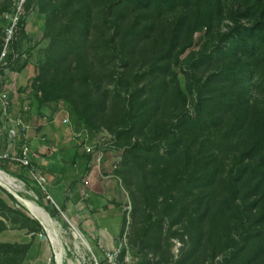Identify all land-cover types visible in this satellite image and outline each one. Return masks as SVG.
Returning <instances> with one entry per match:
<instances>
[{
  "label": "rangeland",
  "instance_id": "1",
  "mask_svg": "<svg viewBox=\"0 0 264 264\" xmlns=\"http://www.w3.org/2000/svg\"><path fill=\"white\" fill-rule=\"evenodd\" d=\"M46 1L48 2H43L42 5L47 14L43 15L37 4L27 13L26 0H0V58L5 51L11 19L20 11L21 3H24L22 15H26L24 31L19 27L15 44L7 48L5 60L11 74L9 77L14 84V96L22 99V102L17 100L20 103L17 113L22 114L23 106L29 105L28 114L33 113L37 119H42L49 125L53 133L51 138L54 139V134H58L57 140H49V143L77 147L79 154L84 153V149L74 139L72 129L62 122L66 115L62 110L66 109L72 114L71 122L76 129L79 124L77 111L83 107L81 100L87 101L90 105L89 112L100 129L93 141L104 152L105 157L99 167L95 156L86 175L80 174L79 165L76 170L78 174L67 176L72 179L69 180L71 184L83 180L86 187L74 194V197L77 195L79 198V205L60 212L59 217L50 215L55 209L60 211L63 207L57 197L58 182L53 188L49 186L47 179V189L54 202L47 199L45 192L43 196L35 194L24 182L13 176L9 175L17 181L19 189L13 190L1 183L26 199V203L34 202L42 208L52 219L59 236L57 240L50 236L43 222L30 208L26 206L28 210L19 202H14L8 195L12 194L1 186L6 192L0 189V264H105L106 253L113 251L117 243L121 242L142 264H149L150 257H153L156 264H224L232 250L225 246L223 239L214 237V240H209V234L213 226L212 219L216 217L215 225L222 229L221 232L236 235L231 214L223 206L225 188L222 182L227 181L236 160L243 152L242 145L238 146L237 140L226 147L204 142L205 138L202 137L199 143L191 145V152L197 154L201 150L202 154L208 155L210 166L216 168L219 175L214 185L195 190H187L185 180L169 187L173 174H179L178 178L183 176V159L175 162L168 172H163L166 167L164 163L158 168L148 160H132L127 166H123L121 163L125 150L114 153L106 150L105 146L116 142L115 132L121 129L122 119L129 111L135 114L143 101H150L152 104L151 100L154 99L153 105L156 107L151 112L147 111L148 107L140 111L141 123L135 129L132 143L137 140L160 143V153L168 161L165 145L172 136L168 131L176 124L178 114L186 111L190 116H196L193 106L196 93H189V85L196 79L203 86L223 68L221 65L216 66L218 60L210 63L207 57L218 56L216 49L220 47L222 35L234 26L230 14L233 9H238L240 0H221L223 14L219 19L214 17L211 30L204 29L193 34L189 33L195 23L192 17L186 20V31L178 30L181 19L190 14L180 5H174L173 10L163 9L158 14L141 7L135 9L133 5L124 9V0H98L92 9L93 19L83 51L85 60L80 59L78 54H72L63 67L45 72V79L49 82L72 83L67 93L75 103L54 101L40 105L38 99L30 94L28 84L21 87L23 90H17L19 75L32 66L36 69L33 75L35 77L39 75L41 66H47L49 56L55 58L57 46H52L70 18L69 12L62 13L57 7L60 1L50 5L48 4L52 0ZM48 15L51 27L46 35L40 22L45 21ZM241 23L249 25L247 19H242ZM142 30L147 36L139 35ZM55 42L56 45L60 44ZM10 55L16 57L10 59ZM193 57L205 58V64L198 68H185L186 61ZM25 63L28 65L25 66ZM215 81L217 82L211 84L212 89H220L227 84ZM179 91L185 95L186 103L180 100ZM153 94H157L156 97L152 98ZM254 96L264 106V92H253ZM131 108H134L133 111ZM27 122L31 124L28 120ZM37 124L38 121L34 124L35 127H38ZM10 129L9 122L0 117V154L5 151H1V147L5 146L6 149L8 139L14 135ZM223 130L225 131L224 128ZM212 131L216 133L214 128ZM125 140L124 137L122 140L118 139L119 144H123ZM55 155L62 156L61 153ZM117 159L120 164L114 170L113 164ZM106 161L107 164H104ZM16 165L11 164L13 171L19 170ZM0 171L5 173L1 168ZM28 177L30 178L29 174ZM95 185L99 186L101 192H105V198L110 195V199L105 201L107 209L104 212H95L93 215L86 204L96 194ZM70 189L69 187L65 192L66 202L70 200ZM59 192L63 194V189ZM238 197H243V186ZM250 201L253 202L254 199ZM260 205L262 208L257 207L253 216L257 211H264V202ZM103 217L111 219L113 225L117 221L121 222L114 241L112 238L101 241L98 237L95 222ZM34 221H38L41 228ZM123 226L125 229L122 235ZM43 236L46 238L43 239ZM6 245H11L13 249L4 248Z\"/></svg>",
  "mask_w": 264,
  "mask_h": 264
},
{
  "label": "trees",
  "instance_id": "2",
  "mask_svg": "<svg viewBox=\"0 0 264 264\" xmlns=\"http://www.w3.org/2000/svg\"><path fill=\"white\" fill-rule=\"evenodd\" d=\"M55 1H60L57 7L62 13L69 12L70 18L67 26L64 27L65 29L61 31L60 37L55 39L60 44L56 45L57 43L54 41L52 46L53 48L57 46L55 58L49 56L47 66H41L39 75L31 78L28 83L30 94L38 99L40 105H47L54 101L57 103L64 101L75 103L67 93V89L71 87L72 83H66V81L49 82L45 79V72L53 68L57 70L59 67H63L72 54H78L80 59L85 60L83 57L85 52L83 53V51H85L93 19L92 9L98 0H52L51 3L47 4L50 5ZM124 1H126L124 9L133 5L135 9L141 7L158 14L163 9L173 10L175 9L174 5H180L187 9L190 14L189 17L181 19L178 30L186 31V20L192 17L195 19V23L192 26V32H189L190 34L204 29L210 31L214 17L219 19L223 14L221 0H135V4L134 0ZM43 2L48 1L26 0L25 10L29 13L37 4L41 14L46 15ZM49 18L50 15L45 21L40 22L41 29L46 35L49 34L51 27ZM230 19L234 26L229 29L228 33L222 35L220 47L216 49L218 56L210 55L207 57L210 63L214 62L215 59L218 60L216 66L221 65L223 68L203 86H200L199 81L193 77L195 80L189 85L188 90L190 94L196 93V100L193 103L196 116H190L186 111L177 115L176 124H173L172 129L168 131L172 136L165 145L168 161L160 153V143H146L140 140L132 143L135 129L141 123L140 111L142 112L148 107L147 111L151 112L156 107L153 105L154 99L151 100L152 104L150 101H143L135 114H132L131 111L128 112L122 119L121 129L115 132L116 142L114 143L119 150H125L121 163L123 166H127L132 160L136 162L148 160L157 165L158 168L164 163L166 167L163 172H168V169L173 167L175 162L183 159L184 163L181 169L183 176L178 178L179 174H173L169 187L177 185L180 180H185L186 189L195 190L214 185L219 175L217 169L210 166L208 155L202 154L201 150L197 154L191 152V145L199 143L202 137L205 138L204 142L226 147L227 144L232 145L237 140V145H242L243 152L238 157V161L236 160L227 181L222 182L225 188L223 206L231 214L230 218L236 235L227 234L225 231L221 232L222 229L220 230L215 225L217 221L215 217L212 219L213 226L209 240H214V237L223 239L225 246L232 250L226 257L224 264H264V211H257L253 216V211L257 207L262 208L260 204L264 202V193H262L264 191V106H262L263 103L259 98L253 97V92H264V0H240L238 9H233ZM242 19H247L249 25H243ZM25 24L26 15H22L19 23L22 32ZM139 35L147 36L143 30ZM222 44L225 45L222 47ZM14 56L10 55V59ZM204 59L190 58L186 61L185 68H198L205 64ZM27 65L28 63H25V66ZM164 70L167 68L164 67ZM215 80L227 84L223 88L212 89L211 84L217 82ZM156 95L153 94L151 97L154 98ZM179 96L184 103L186 101L185 95L179 91ZM137 101L134 100V102ZM81 102L83 107L77 111L79 124L76 126V130L86 129L93 140L100 129L96 126L93 116L89 112L90 105L87 101L81 100ZM69 114L72 118V114L70 112ZM213 128L216 133L212 131ZM123 137L126 140L123 144H119L118 139L122 140ZM232 139L234 140L231 141ZM4 150L5 146H2L1 151ZM95 156L97 153L86 154L82 152L76 155L78 159H75L73 164H80L82 176L90 171V165ZM11 164L16 165L10 160H0V168L5 173L20 179L35 194L44 195L40 187L28 177V169L16 165L19 170L13 171ZM242 186L243 197L241 198L238 196ZM0 189L6 192L1 186ZM8 195L18 204L12 195ZM168 199L167 197L166 200ZM251 199L254 201L251 202ZM38 200L40 201V198ZM166 203L168 204V201ZM65 210V207H62L60 211L55 209L54 213L50 215L59 217L60 212ZM17 212L23 215L20 211ZM123 219V225H125L126 217L124 216ZM34 223L41 228L38 221H34ZM124 229L123 226L122 235ZM4 248L13 249L11 245H6ZM126 251L127 249H124L120 255L121 262Z\"/></svg>",
  "mask_w": 264,
  "mask_h": 264
},
{
  "label": "crops",
  "instance_id": "3",
  "mask_svg": "<svg viewBox=\"0 0 264 264\" xmlns=\"http://www.w3.org/2000/svg\"><path fill=\"white\" fill-rule=\"evenodd\" d=\"M36 69L31 66V68H27L21 72L19 75L20 77V84L18 85L17 90H23L21 89L22 86H26L31 78L34 76V71ZM8 81L12 82V78L8 77ZM22 82V83H21ZM23 84V85H21ZM23 88V87H22ZM15 90L13 89V92L11 94V99L13 102L11 114V118H15L18 116V111L20 110L19 107L20 103L22 102V99H20L16 96H14ZM21 96H24V94H21ZM26 121L28 120L31 124V131L29 132L30 141H31V147L33 151L37 154V156L33 159V167L38 172L46 176V178L49 181V186L55 188V184L58 182L59 186L57 188V197L59 203L65 207V211H69L70 209L76 208L79 204L78 196L74 197V194L77 192H81L82 188H85V181L77 182L74 179V183H70L69 178L67 176H72L74 173L78 174L76 171L80 164H73V161L75 159H78L76 155H78V149L77 147H68L66 145H63L61 143L51 144L49 143V140L56 141L58 134H54V139L51 138L53 136L52 130L50 129L49 125L47 123H44L42 119H37L34 114L30 113L25 116ZM38 121L37 126L35 127V123ZM10 128H12V124L9 123ZM38 128V130H37ZM56 132V130H55ZM80 151V150H79ZM55 153H61L60 155H55ZM81 153V152H80ZM108 161H106L104 164H107ZM68 165V166H67ZM69 167V168H68ZM70 180V181H69ZM78 180V178L76 179ZM77 182V183H76ZM90 182V181H89ZM90 184V183H89ZM71 188L69 190L70 194V200L69 202H66V196L65 192L68 190V188ZM98 185H95V192L96 194L93 195L92 199H89L87 201V206L90 208V213L95 215L94 213L97 212H104L107 208V203L105 202L106 199H110V195H107L105 198V192H101L98 188ZM98 188V189H97ZM60 189H63V194L59 192ZM89 189H92L89 187ZM50 193V192H49ZM52 196V194L50 193ZM106 218V219H105ZM121 223V222H120ZM116 222L115 225H113L112 220L108 217H103L95 222L96 230L98 231V237L102 240H110L109 238H112V241H114L115 235L120 231L121 225Z\"/></svg>",
  "mask_w": 264,
  "mask_h": 264
},
{
  "label": "built area",
  "instance_id": "4",
  "mask_svg": "<svg viewBox=\"0 0 264 264\" xmlns=\"http://www.w3.org/2000/svg\"><path fill=\"white\" fill-rule=\"evenodd\" d=\"M24 4V3H23ZM22 3L20 4L19 12L16 14L15 18H12L10 28L7 32V38H6V45H5V51L3 56L0 58V115L2 118H4L6 121L12 124V130L13 136H11L8 139L7 147L5 151L0 154V160H10L13 163L17 164L19 167L28 169L30 179H32L39 187L40 189L45 192L47 195V199L53 201V198L51 197L47 186L48 181L46 176H44L41 173H38L34 167H33V159L37 156V154L33 151L31 147V141L29 132L31 131L32 127L31 125L26 121L25 116L30 112V106L24 105L22 108V114H19L15 118H11V110H12V99L11 94L13 92V81L9 82L8 77L11 75L6 63V57H7V48L10 46H13L15 42V35L17 34L19 30V23L20 18L22 16L21 8ZM16 57V56H15ZM30 88V86H28ZM30 90V89H29ZM66 115L64 116L62 122L69 126L74 135V139L81 143L82 148L84 149V152L86 154H96V162L101 166L105 154L102 152V150H99L96 142H94L88 133L86 129L82 130H76L73 128V124L71 122L70 114L69 112L64 109L62 110ZM61 111V112H62ZM107 148L106 150H109L111 152L117 153L118 148L116 147L114 142H111L105 146ZM120 164L119 159H117L113 164V169H118ZM126 247L124 244L117 243V247L113 249V251L106 253L105 260L107 264H118L120 263V255L122 254V251ZM127 249V248H126ZM124 264H140L139 260L130 253V251L127 249L126 254L124 256V259L122 260ZM149 264H156L153 257H150L148 260Z\"/></svg>",
  "mask_w": 264,
  "mask_h": 264
},
{
  "label": "bare ground",
  "instance_id": "5",
  "mask_svg": "<svg viewBox=\"0 0 264 264\" xmlns=\"http://www.w3.org/2000/svg\"><path fill=\"white\" fill-rule=\"evenodd\" d=\"M0 183H2L4 186L8 188H12L13 190L20 188V186L17 185V181L15 179H13L12 177H10L9 175H7L6 173L2 171H0ZM26 206L29 207L30 210L43 222L49 235L54 237V239L57 240L59 235H58L57 230L54 227L55 224L51 221L52 219L49 218L46 212L42 208H40L38 205H36V203L34 202L31 203L29 201V203H26Z\"/></svg>",
  "mask_w": 264,
  "mask_h": 264
},
{
  "label": "water",
  "instance_id": "6",
  "mask_svg": "<svg viewBox=\"0 0 264 264\" xmlns=\"http://www.w3.org/2000/svg\"><path fill=\"white\" fill-rule=\"evenodd\" d=\"M0 186H3L1 183H0ZM4 187V186H3ZM6 190H8L14 197H15V199L22 205V206H24V207H26V205H25V202L27 201L26 199H24V198H22L20 195H18L17 193H15V192H13L12 190H10V189H8V188H6V187H4ZM27 208V207H26ZM28 209V208H27ZM29 210V209H28ZM43 239H45L46 237L45 236H43L42 237Z\"/></svg>",
  "mask_w": 264,
  "mask_h": 264
}]
</instances>
